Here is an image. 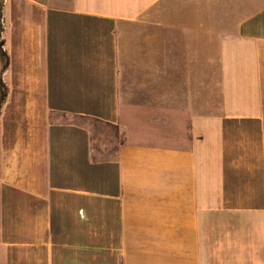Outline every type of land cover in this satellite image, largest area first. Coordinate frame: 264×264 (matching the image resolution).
<instances>
[{"label":"crops","instance_id":"obj_1","mask_svg":"<svg viewBox=\"0 0 264 264\" xmlns=\"http://www.w3.org/2000/svg\"><path fill=\"white\" fill-rule=\"evenodd\" d=\"M0 42V264H264V0H0Z\"/></svg>","mask_w":264,"mask_h":264},{"label":"rangeland","instance_id":"obj_2","mask_svg":"<svg viewBox=\"0 0 264 264\" xmlns=\"http://www.w3.org/2000/svg\"><path fill=\"white\" fill-rule=\"evenodd\" d=\"M93 133V150L101 148L104 143L109 144L113 138V132H102V129L93 122L89 124Z\"/></svg>","mask_w":264,"mask_h":264},{"label":"trees","instance_id":"obj_3","mask_svg":"<svg viewBox=\"0 0 264 264\" xmlns=\"http://www.w3.org/2000/svg\"><path fill=\"white\" fill-rule=\"evenodd\" d=\"M1 44V42H0ZM7 65H8V59H7V56L6 54L2 51L1 47H0V66L2 68V70H5L7 68ZM7 93V89L6 87L0 83V111H1V108H2V105L4 103V97H5V94Z\"/></svg>","mask_w":264,"mask_h":264}]
</instances>
